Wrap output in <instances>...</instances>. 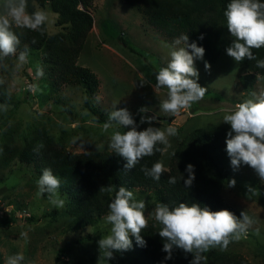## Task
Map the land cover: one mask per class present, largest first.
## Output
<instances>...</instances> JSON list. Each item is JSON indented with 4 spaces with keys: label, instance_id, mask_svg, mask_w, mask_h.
Returning <instances> with one entry per match:
<instances>
[{
    "label": "rangeland",
    "instance_id": "374dc122",
    "mask_svg": "<svg viewBox=\"0 0 264 264\" xmlns=\"http://www.w3.org/2000/svg\"><path fill=\"white\" fill-rule=\"evenodd\" d=\"M44 10L49 15L48 33L57 32L56 14L49 7ZM90 12L94 24L77 63L89 68L99 80L98 91L91 97L94 114L83 107L84 94L80 86L63 85L55 90L49 87L45 74L37 76V67H42L39 52L30 53L28 62L19 70L16 56L6 57L0 61V79L4 80L0 89L18 102V107L12 109V104L0 103L7 105L6 111L0 109V146L26 144L44 129L58 140L62 139L71 152L110 151L107 145L114 129L105 133L103 124L97 122L95 116L108 118L115 108H127L138 131L149 126L162 130L169 126L177 128V135L169 137L172 147L160 157L168 168L171 153L189 132L211 126L229 131L230 125L222 121L225 110L251 98V93L264 90V76L259 77L253 89H244L238 81L243 73L242 65L223 51L214 62L207 61L210 70L204 67V57L195 60L199 72L197 82L207 88L204 98L177 115L167 114L159 107L167 90L155 89L153 85L155 73L166 66L170 58L166 45L173 40L121 0H94ZM141 80L145 82L142 84ZM28 84L38 85V90L35 93L27 90ZM142 107L147 111L139 112ZM150 115L156 116L150 124L140 122L141 116ZM232 171L235 185L229 187L230 179L227 180L221 196L240 213H247L253 223L246 235L231 242L226 250L252 263L264 264V181L247 165L232 168ZM30 177L27 167L17 161L6 164L0 155V264H6L7 258L16 253H23L25 257L21 264H106L100 259L98 246V241L110 229L105 216L101 223L105 233L93 231L90 226L76 232L66 230L68 219L64 207L59 208V214L53 218L46 215L55 207L43 195H38L37 185ZM133 193L135 196L138 191ZM147 200L144 215L148 216V222H155L149 215L155 204ZM30 215L34 220L26 219ZM4 216L14 217L8 226L1 224ZM23 233L27 234V239ZM59 247H66L67 253L60 261H55ZM127 259L126 255L114 251L107 264H124Z\"/></svg>",
    "mask_w": 264,
    "mask_h": 264
},
{
    "label": "trees",
    "instance_id": "16d2710c",
    "mask_svg": "<svg viewBox=\"0 0 264 264\" xmlns=\"http://www.w3.org/2000/svg\"><path fill=\"white\" fill-rule=\"evenodd\" d=\"M93 1L28 0L29 13L38 8L49 7L56 14L54 25L59 30L48 33L46 24L42 31L13 26V31L20 40L17 55L25 47L29 50L28 56L33 51L39 52L49 87L56 90L63 85L80 86L84 94L83 107L92 114L94 109L91 97L98 91L99 80L89 68L80 66L77 59L94 24L90 12ZM121 1L141 13L148 24L172 40L182 33L187 34L189 43L195 41L204 48L203 57L208 62H214L234 39L227 29L224 16L230 0ZM252 52L257 59H264V47L252 49ZM239 63L243 67V73L238 77L240 85L244 89H253L259 77L264 76V68H258L256 60L244 59ZM0 103L12 104V109L18 107V102L1 89ZM95 117L102 124L108 120L100 115ZM227 133V129L215 126L193 129L174 149L175 156L171 155L168 168H165L159 181L145 176L141 170L143 167L151 168L155 162L160 161L162 153L159 151L142 158L135 168L125 170L126 160L119 154L111 150L71 152L62 139L58 140L44 129L26 144H2L0 155L6 164L17 161L27 167L35 185L44 168L51 169L60 179L59 195L65 199L63 211L68 219L66 230L76 232L90 226L93 231L103 232L105 229L101 226L102 219L115 194V191L110 193L106 190L109 187L118 190L120 186H124L132 192L137 190V200L148 199L154 204L163 202L170 207L184 202L198 203L212 211L228 209L239 218L240 212L227 204L221 196L226 181L234 178L226 151ZM38 145L43 147L37 153L34 149ZM157 147L164 148V145L158 144ZM188 164L194 166L195 177L190 187L184 184V179L188 176L185 171ZM170 176L177 177L176 184L168 183ZM43 196L49 201L47 193ZM58 209L55 207L46 215L53 218L59 214ZM13 219L12 216H4L1 224L8 226ZM26 219L34 220L31 215ZM159 227L156 222H148L147 228L141 232L145 241L143 246L137 244L134 237H130V249L115 251L128 257L124 264H189L192 255L185 254L180 249L173 251L171 259H165L167 254L162 250L164 240L158 235ZM108 234L109 231L106 230L105 235ZM66 253V247H59L55 261H60V257ZM204 255L206 261L203 264H255L238 253L218 247Z\"/></svg>",
    "mask_w": 264,
    "mask_h": 264
},
{
    "label": "clouds",
    "instance_id": "9594fccd",
    "mask_svg": "<svg viewBox=\"0 0 264 264\" xmlns=\"http://www.w3.org/2000/svg\"><path fill=\"white\" fill-rule=\"evenodd\" d=\"M0 61L6 57L16 56V69L19 70L28 62L29 50L25 47L19 51L18 35L13 31L16 28H27L32 31H42L43 26L49 22L48 12L37 9L31 13L27 11L28 0H3L0 5ZM226 25L234 38L231 45L226 48L228 56L236 62L244 59L256 60L258 68H264V59H257L252 49L264 47V2L261 0H230L224 11ZM202 35L200 39H202ZM187 34H181L171 44L169 60L166 66L160 67L155 73V89H166V98L160 101V110L177 115L182 109L190 108L194 103L202 100L207 88L197 81L199 72L195 67V60L202 59L204 48L195 41L189 43ZM190 49V51H189ZM204 67L210 70V64L205 61ZM36 74L44 75L42 67H37ZM145 80H141L143 84ZM4 80L0 79V84ZM27 90L35 93L38 85L28 84ZM6 111L7 105H0ZM140 108L139 112H146ZM154 117L141 116V123L149 124ZM222 121L230 125L226 138V151L231 166L235 169L241 165L251 167L264 181V90L251 93V98L226 109ZM127 128V131L119 129ZM114 129L109 137L107 147L111 152L119 154L126 160L125 170H131L145 156L154 155L159 151L166 153L172 147L169 137L177 135V128L169 126L166 129L149 126L138 131L136 122L127 108L114 109L108 114V120L103 124V131ZM162 144L164 148H158ZM43 145H38L34 151L39 152ZM175 151L171 155L175 156ZM145 176L159 181L166 170L162 161L155 162L151 168L141 169ZM185 171L188 173L184 179L185 186L190 187L194 180V166L188 164ZM182 179V176L180 177ZM169 184H176L177 177L170 176ZM235 180L230 179L228 186L233 187ZM38 195L45 193L49 202L56 208H63L65 199L59 195L60 179L49 168H44L37 180ZM108 192L115 191L114 197L108 204V212L104 217L110 225L109 234L98 241L100 259L107 261L113 258V252L126 251L131 248L134 237L137 244L143 246L145 241L141 236L143 229L148 226V216L144 215L146 202L137 200L134 193L124 186L118 190L112 187ZM149 215L160 226L158 235L164 240L163 251L167 254L165 259H171L175 249L191 254L189 264H203L206 261L204 253L213 248L226 250L233 241H238L246 235L248 227L253 223L251 217L241 211L238 218L228 209L212 211L208 207H201L198 203L186 204L180 202L170 207L167 203L157 202ZM27 239V234H22ZM25 257L23 253L9 256L6 264H21Z\"/></svg>",
    "mask_w": 264,
    "mask_h": 264
},
{
    "label": "water",
    "instance_id": "95a60500",
    "mask_svg": "<svg viewBox=\"0 0 264 264\" xmlns=\"http://www.w3.org/2000/svg\"><path fill=\"white\" fill-rule=\"evenodd\" d=\"M150 117H154V118H156V116H155V115H150Z\"/></svg>",
    "mask_w": 264,
    "mask_h": 264
}]
</instances>
